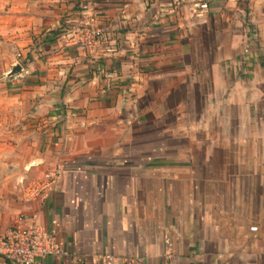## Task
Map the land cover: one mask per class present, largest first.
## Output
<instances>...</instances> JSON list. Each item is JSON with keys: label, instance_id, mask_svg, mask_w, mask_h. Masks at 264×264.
<instances>
[{"label": "crops", "instance_id": "obj_1", "mask_svg": "<svg viewBox=\"0 0 264 264\" xmlns=\"http://www.w3.org/2000/svg\"><path fill=\"white\" fill-rule=\"evenodd\" d=\"M86 22L105 29L93 47L71 32ZM0 35L28 71L6 83L21 122L0 231L36 215L65 251L35 264H264V193L214 191L261 176L183 159L180 139L264 168V0H0Z\"/></svg>", "mask_w": 264, "mask_h": 264}, {"label": "built area", "instance_id": "obj_2", "mask_svg": "<svg viewBox=\"0 0 264 264\" xmlns=\"http://www.w3.org/2000/svg\"><path fill=\"white\" fill-rule=\"evenodd\" d=\"M207 6L206 3L199 5L201 9H206ZM71 32L78 36V43L81 46L93 47L102 39L105 29L86 22L84 26L72 27ZM64 36L66 37V34ZM27 73L26 66H23V71L13 78H22ZM59 173L58 168L48 170L39 178L28 182L24 196L27 199L44 198L53 189ZM64 253L65 251L57 244L55 235L44 230L37 222L36 215L31 217L30 223L26 225L15 223L0 233V257L8 264H35L48 255Z\"/></svg>", "mask_w": 264, "mask_h": 264}, {"label": "rangeland", "instance_id": "obj_3", "mask_svg": "<svg viewBox=\"0 0 264 264\" xmlns=\"http://www.w3.org/2000/svg\"><path fill=\"white\" fill-rule=\"evenodd\" d=\"M16 48L13 43V41L10 40H3L1 35H0V145L5 144L9 145L11 143L16 142V129L17 126L20 124L21 120H19V117L15 114V111L17 109V105L14 103V95L7 89V84L8 79L6 77V74L9 72L11 69V65L13 64V59L17 58L16 56ZM25 60L26 64L27 61L25 58L19 57L18 61L21 63V61ZM26 66V65H25ZM155 138V141H158L157 136L153 137ZM165 137L159 138L160 142L161 140L163 141ZM181 142L183 145V153L182 157L183 159H188L189 155L191 154L193 157L192 158H197L198 160H203L206 158H209L211 161L215 162H221L222 160H229L233 161L234 160V167H230V174L234 172L235 175H249V174H254L258 173L256 175L261 176V179L264 181V168H258L254 167L252 165L253 157L251 156V153H245V155L238 154L236 151H230V152H223V151H210V152H205V150H201L200 146L197 152L190 153L188 150V145L190 144L189 137L182 136ZM198 145H204L200 144L198 142ZM205 146V145H204ZM245 159L246 161L249 162L250 165L246 166H241L237 164V159ZM251 160V161H250ZM258 162V161H256ZM263 163V162H262ZM240 164V163H239ZM231 165V164H230ZM214 176L217 175V168L212 169ZM209 171V170H208ZM211 171V170H210ZM205 172L204 168H199V173ZM1 173V169H0ZM4 172L0 174L3 175ZM204 174V173H203ZM249 178H247L248 180ZM25 180V179H24ZM28 182L24 183L26 186ZM24 186V189H25ZM244 188L247 192L251 191H260L264 193V182L261 184H252V183H246L245 187L241 183H234L229 186L227 189L226 184L221 185L220 183H215L214 185V191L215 192H220V191H244ZM24 189H23V194H24ZM229 202V201H228ZM231 202V201H230ZM264 202V201H262ZM2 231V230H1ZM0 231V232H1ZM4 231V229H3Z\"/></svg>", "mask_w": 264, "mask_h": 264}, {"label": "water", "instance_id": "obj_4", "mask_svg": "<svg viewBox=\"0 0 264 264\" xmlns=\"http://www.w3.org/2000/svg\"><path fill=\"white\" fill-rule=\"evenodd\" d=\"M22 71H23V66L18 61H16L11 65V69L6 74V77L7 78L14 77L18 75L19 73H21Z\"/></svg>", "mask_w": 264, "mask_h": 264}, {"label": "trees", "instance_id": "obj_5", "mask_svg": "<svg viewBox=\"0 0 264 264\" xmlns=\"http://www.w3.org/2000/svg\"><path fill=\"white\" fill-rule=\"evenodd\" d=\"M21 64H22L23 66H25V65H26L25 60L21 61Z\"/></svg>", "mask_w": 264, "mask_h": 264}]
</instances>
